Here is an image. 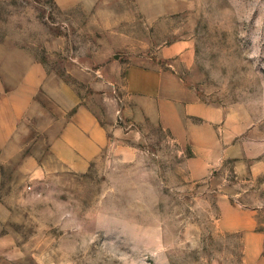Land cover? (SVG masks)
I'll return each mask as SVG.
<instances>
[{
	"label": "rangeland",
	"instance_id": "obj_1",
	"mask_svg": "<svg viewBox=\"0 0 264 264\" xmlns=\"http://www.w3.org/2000/svg\"><path fill=\"white\" fill-rule=\"evenodd\" d=\"M170 5L0 0V41L64 80L106 130L105 149L81 171L39 140L43 162L0 167V264H245L240 234L218 225L240 213L219 202L253 211L264 231V0H187L159 22L141 16ZM186 39L190 64L158 61ZM133 68H164L222 108V151L197 150L140 112Z\"/></svg>",
	"mask_w": 264,
	"mask_h": 264
},
{
	"label": "crops",
	"instance_id": "obj_2",
	"mask_svg": "<svg viewBox=\"0 0 264 264\" xmlns=\"http://www.w3.org/2000/svg\"><path fill=\"white\" fill-rule=\"evenodd\" d=\"M56 1L65 9L78 2ZM148 1L165 2L173 7L148 14L142 6V18L156 22L180 13L181 6L185 8L187 3V0H138L140 4ZM192 48L191 39L172 42L160 48L158 61L168 67L174 61L186 66L190 64ZM127 78L128 90L134 94L131 99L137 101L140 112L197 150L222 151L219 134L226 118L222 108L196 99L183 85L180 87L176 74L164 68L129 69ZM38 140L48 148V155L52 154L72 171H81L105 149L106 130L81 105L77 92L64 80L48 73L44 64L28 52L0 41V167L23 163L33 168L35 163L43 162L44 153L36 156L32 151ZM202 176L201 168L191 171L192 179ZM223 205L240 214L232 219L226 213L222 215L219 229L240 234L245 264H264V231L258 230L253 211L243 212L220 200V210Z\"/></svg>",
	"mask_w": 264,
	"mask_h": 264
}]
</instances>
